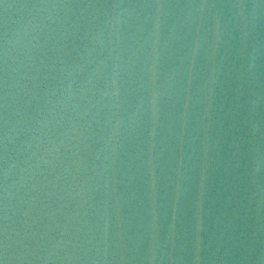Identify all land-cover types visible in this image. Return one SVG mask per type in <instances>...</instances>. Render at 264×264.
Returning a JSON list of instances; mask_svg holds the SVG:
<instances>
[{
	"label": "water",
	"instance_id": "water-1",
	"mask_svg": "<svg viewBox=\"0 0 264 264\" xmlns=\"http://www.w3.org/2000/svg\"><path fill=\"white\" fill-rule=\"evenodd\" d=\"M0 264H264V0H0Z\"/></svg>",
	"mask_w": 264,
	"mask_h": 264
}]
</instances>
